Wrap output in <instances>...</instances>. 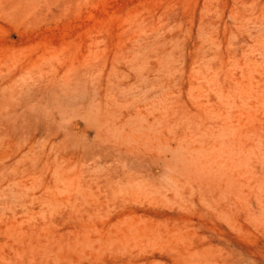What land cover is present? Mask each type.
I'll return each instance as SVG.
<instances>
[{
	"label": "rangeland",
	"instance_id": "obj_1",
	"mask_svg": "<svg viewBox=\"0 0 264 264\" xmlns=\"http://www.w3.org/2000/svg\"><path fill=\"white\" fill-rule=\"evenodd\" d=\"M0 264H264V0H0Z\"/></svg>",
	"mask_w": 264,
	"mask_h": 264
}]
</instances>
